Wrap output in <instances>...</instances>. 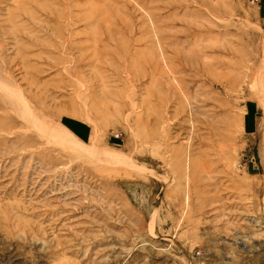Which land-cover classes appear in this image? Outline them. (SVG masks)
I'll use <instances>...</instances> for the list:
<instances>
[{
  "label": "rangeland",
  "instance_id": "1",
  "mask_svg": "<svg viewBox=\"0 0 264 264\" xmlns=\"http://www.w3.org/2000/svg\"><path fill=\"white\" fill-rule=\"evenodd\" d=\"M0 264H264V4L0 0Z\"/></svg>",
  "mask_w": 264,
  "mask_h": 264
},
{
  "label": "crops",
  "instance_id": "2",
  "mask_svg": "<svg viewBox=\"0 0 264 264\" xmlns=\"http://www.w3.org/2000/svg\"><path fill=\"white\" fill-rule=\"evenodd\" d=\"M249 4L253 5H259L260 3L264 4V0H246ZM256 127V120L254 116V111L251 110L250 112L248 111L247 107L245 108V119L243 122V128H244V134H253L255 131Z\"/></svg>",
  "mask_w": 264,
  "mask_h": 264
},
{
  "label": "built area",
  "instance_id": "3",
  "mask_svg": "<svg viewBox=\"0 0 264 264\" xmlns=\"http://www.w3.org/2000/svg\"><path fill=\"white\" fill-rule=\"evenodd\" d=\"M249 1H251V0H249Z\"/></svg>",
  "mask_w": 264,
  "mask_h": 264
}]
</instances>
